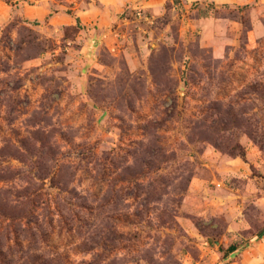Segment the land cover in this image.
Masks as SVG:
<instances>
[{
  "label": "rangeland",
  "instance_id": "rangeland-1",
  "mask_svg": "<svg viewBox=\"0 0 264 264\" xmlns=\"http://www.w3.org/2000/svg\"><path fill=\"white\" fill-rule=\"evenodd\" d=\"M263 230L264 0H0V264H264Z\"/></svg>",
  "mask_w": 264,
  "mask_h": 264
},
{
  "label": "trees",
  "instance_id": "trees-1",
  "mask_svg": "<svg viewBox=\"0 0 264 264\" xmlns=\"http://www.w3.org/2000/svg\"><path fill=\"white\" fill-rule=\"evenodd\" d=\"M8 2H9V0H7ZM260 235H264V230L261 232V234ZM235 250V247L234 246H230L229 248H228V251L229 252H233Z\"/></svg>",
  "mask_w": 264,
  "mask_h": 264
}]
</instances>
